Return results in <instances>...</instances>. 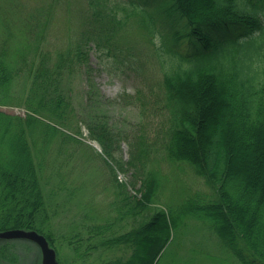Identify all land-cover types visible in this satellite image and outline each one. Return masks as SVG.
<instances>
[{
	"label": "trees",
	"instance_id": "16d2710c",
	"mask_svg": "<svg viewBox=\"0 0 264 264\" xmlns=\"http://www.w3.org/2000/svg\"><path fill=\"white\" fill-rule=\"evenodd\" d=\"M146 3L88 0L96 27L81 29L57 54L42 47L50 25L47 17L4 23L0 105L24 104L29 111L22 115L0 109V231L36 229L54 244L52 233L45 230L50 219L44 215L38 170L54 141H81L58 127L80 122L62 83L77 69L89 71L93 41L113 52L115 33L133 22L152 44L164 102H148L138 94L136 100L142 115L149 116L147 110L166 115L150 141L144 132L148 128L135 135L129 163L142 170L151 154L162 152L172 163L187 164L216 196L208 202L188 200L177 212L157 205L131 230L102 237L103 245L133 248L130 258L105 263L155 264L183 218L191 215L206 221L243 264H264V0H158L157 16L167 30L158 42L156 12ZM182 39L187 47H180ZM215 113L217 119L210 123ZM91 129L111 155V131L103 124ZM142 182V196L134 197L126 213H142L156 203L159 181L148 174ZM129 198L125 196L126 203ZM122 217L117 213L114 220L90 226L88 233L110 231ZM76 242L74 250L79 251L81 239Z\"/></svg>",
	"mask_w": 264,
	"mask_h": 264
},
{
	"label": "rangeland",
	"instance_id": "374dc122",
	"mask_svg": "<svg viewBox=\"0 0 264 264\" xmlns=\"http://www.w3.org/2000/svg\"><path fill=\"white\" fill-rule=\"evenodd\" d=\"M136 1L141 4L147 2V7L157 16L158 0L155 1L156 5L153 0ZM54 2L0 0V36L4 23L15 24L17 21L18 24L19 18L36 21L47 17L50 25L42 47L57 54L67 46L69 38L79 37L81 29L96 27L91 23L92 9L88 7V0ZM118 16H122L120 12ZM156 20L154 41L158 42L161 33L167 30L158 16ZM130 24L115 33L112 40L116 47L113 52L99 49L93 41L89 71L77 69L62 83L72 99V105L79 110L80 122L75 121L72 128L59 124L58 127L71 135L76 134L81 141H68L63 145L60 141H54L38 170L46 199L44 215L50 219L45 230L54 237L60 264H104L117 258L127 259L131 257L133 248L125 244L114 247L103 245L102 237L107 239L131 230L136 223L144 220V215L154 212L157 205L177 212L188 204V200L208 202L216 196L205 179L196 176L187 164L172 163L162 152L151 154V160L142 170L129 163L133 160L131 143L135 135L139 134L141 128H148L144 132L149 135L150 141L166 115L162 112L160 116H154L149 110V116L141 113L142 106L135 97L137 94L145 96L148 102L156 98H159L158 104L164 102L159 83L162 74L151 42L140 36L143 31L137 23ZM181 42L180 47L188 46L186 39ZM132 57L135 61H132ZM138 90L141 91L138 93ZM0 109L15 114L29 111L24 104L0 105ZM216 119L217 113L209 122ZM98 124L105 125L113 135L109 156L101 142L93 139L91 134V127ZM148 174L159 181L154 196L156 203L141 210L142 213H126L133 206L134 197L142 196V180ZM126 195L130 197V203L124 200ZM120 212L123 214L122 220L114 223L112 230L101 235L88 233L90 226L114 220ZM79 238L81 244L79 251H76L74 247ZM2 242L5 243L0 242V254L6 256L0 259V264H41V252L33 242L26 239ZM155 264L243 263L231 248L222 243L206 221L188 215L175 229Z\"/></svg>",
	"mask_w": 264,
	"mask_h": 264
},
{
	"label": "water",
	"instance_id": "95a60500",
	"mask_svg": "<svg viewBox=\"0 0 264 264\" xmlns=\"http://www.w3.org/2000/svg\"><path fill=\"white\" fill-rule=\"evenodd\" d=\"M13 239L21 238L28 239L30 241L36 242L42 252V264H59L57 261V252L50 245L48 239L37 230L32 229H22V228H13L0 231V239Z\"/></svg>",
	"mask_w": 264,
	"mask_h": 264
}]
</instances>
